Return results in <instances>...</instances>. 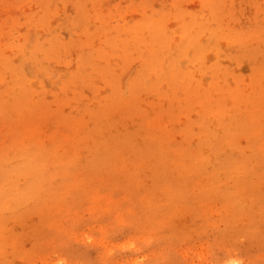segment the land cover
Returning a JSON list of instances; mask_svg holds the SVG:
<instances>
[{
    "label": "rangeland",
    "instance_id": "1",
    "mask_svg": "<svg viewBox=\"0 0 264 264\" xmlns=\"http://www.w3.org/2000/svg\"><path fill=\"white\" fill-rule=\"evenodd\" d=\"M0 264H264V0H0Z\"/></svg>",
    "mask_w": 264,
    "mask_h": 264
}]
</instances>
